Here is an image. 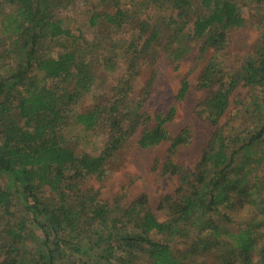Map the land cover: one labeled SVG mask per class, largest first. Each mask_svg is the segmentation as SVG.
Wrapping results in <instances>:
<instances>
[{"label":"trees","instance_id":"16d2710c","mask_svg":"<svg viewBox=\"0 0 264 264\" xmlns=\"http://www.w3.org/2000/svg\"><path fill=\"white\" fill-rule=\"evenodd\" d=\"M58 1L72 0H0V69L6 72L5 77L0 74V177L11 178L17 193L33 198V204L39 201L36 193L41 189L64 196V187L76 192V200L89 203V221L96 228L92 230L93 235L100 242H114L129 249L124 252L133 262L134 253L143 252L149 264H204L199 256L217 246L226 248L229 254H237L235 264H260L264 256V180L259 179L254 168L264 162V108L261 109L258 102L248 104L245 113L250 109L263 123L246 135L241 136L245 128H233L226 133L220 125L231 93L246 87L260 91L264 85V42L246 58L240 69L229 73L221 69L217 55L225 51L229 32L246 23L237 5L232 0H200L199 5L194 0H151L155 10L163 4L169 7L166 28L173 26L175 33L170 34L164 45L176 43L172 50L179 56L175 60L188 54L195 42H200V55L212 52L199 75L197 87L207 94L200 108L201 113L207 114L213 133L198 163L192 170L184 171L178 169L173 160L175 152L188 142L189 132L184 130L175 137L170 136L166 124L174 110L150 116L144 111L142 100L131 104L128 99L132 77L127 75L134 62L128 64V74L113 90L108 106L96 104L83 113L73 110L93 85L97 60L91 56L95 50L90 44L85 53L75 49L58 56H45L49 46L46 44L61 38L70 39L72 43L76 39L55 18ZM255 1L264 3V0ZM132 2L100 0L101 4L112 8L114 14L92 15L91 25L101 16L113 20L117 28L135 21L138 40L136 44L131 43L126 52L141 56L157 41L159 24L165 20L137 17L140 12L134 9L131 12L130 6L127 7ZM173 54L167 55L172 61ZM154 76L155 70L150 81ZM49 80L52 86L46 84ZM188 87L185 79L180 81L178 99L186 95ZM263 103L264 100L261 106ZM21 122L24 125L21 126ZM70 127L76 130L74 141H87L98 130L105 132L106 140L100 152L76 154L71 148L63 147V133ZM138 130L136 143L142 149L169 143L164 171L179 175V191L184 186L186 190L172 205L167 221L158 222L147 210L139 220L132 221L131 230L130 224H124L106 204L97 202L93 196L89 198V190H79L76 180L88 176L101 179L105 163ZM246 164L252 168L248 169ZM236 199L248 200L246 204L253 210L252 218L242 226H235L231 218L221 213L231 209ZM64 205L65 208L54 209L45 204L38 210L46 225L41 244L37 235L24 226L4 232L9 245L1 243L0 250L6 254L9 264L23 261L27 264L28 260L34 264H62L70 248L81 252L80 245L73 247L67 240L60 241L67 230V238L74 233V242H78L85 231L80 214L70 205ZM13 207L9 191L0 188V229L7 224L1 214H10ZM138 207L136 204L130 209L131 215H138ZM212 215L215 216L212 218ZM190 235L197 236L189 238ZM156 236H162L166 244L156 241ZM30 239L34 245L26 246ZM177 239L188 241L185 249H171L169 245ZM106 252L113 256V251L107 249Z\"/></svg>","mask_w":264,"mask_h":264},{"label":"rangeland","instance_id":"374dc122","mask_svg":"<svg viewBox=\"0 0 264 264\" xmlns=\"http://www.w3.org/2000/svg\"><path fill=\"white\" fill-rule=\"evenodd\" d=\"M232 1L237 5L246 23L244 27L229 32L225 51L217 55L222 63L221 67L223 68L221 69L226 73L240 69L246 58L251 56L255 49L264 42V3L257 4L255 0ZM199 2L200 0H194L197 5ZM127 7L131 9V12L133 9L139 11L137 17L141 19H145L147 16L152 21L165 20L159 24L157 41L155 40L154 44L141 56L132 55L130 51L126 52L129 45L133 42L136 44L138 40L135 21L117 28L113 20L110 21L108 18L105 20L101 16L95 24L91 25L92 15L114 14V10L101 4L100 0L58 1L54 12L55 18L60 20L62 26L68 29L76 39L73 43L70 39L61 38L46 44L49 46L46 48L45 56H58L75 49L80 53H85L89 44L95 50L91 54L93 59L97 60L93 85L73 106V110L77 113L86 112L96 104L108 106L114 93L113 90L120 79L129 73L127 76L132 77L131 91L130 94L128 93L131 104L142 100L143 109L148 111L150 116L165 115L173 109L172 119L166 124L170 136L175 137L184 130L189 132L188 142L175 152L173 162L178 169L192 170L198 163L201 153L213 133V126L206 119L207 114L201 113L200 108V103L207 94L197 87L199 75L212 52L200 55V42H195V44H191V51L188 54L175 60V57L179 56V53L173 54L175 51L172 50L176 47V43H172L171 47L164 45L170 34L175 33L173 26L169 29L166 28L168 25L166 20L169 19L170 13L168 5L163 4L159 10H155L151 0L144 3L133 0L131 4L128 3ZM130 14L128 13V15ZM179 23L182 22L179 21ZM168 54H173V61L167 57ZM132 62L134 65L127 73L128 64L130 65ZM154 70L155 76L150 81ZM1 73L4 77L6 76L4 69H0ZM183 79L187 81L189 89L182 99H178L177 93L180 81ZM37 84L40 85V82ZM46 84L52 86L53 82L49 80ZM263 100L264 85L263 90L260 91L250 90L247 87L235 90L229 97V106L225 116L220 120V125L223 126L226 133L232 132L233 128H245L246 131L241 133V136L252 132L251 130H255L258 124L263 123V120L260 121L257 113H251L250 109L246 113L245 110L250 102L249 105L258 102L261 109L264 108V103L261 106ZM21 123V126L24 125L23 122ZM75 132L76 130L70 127L63 133L65 134L63 147L71 148L76 154L100 152L106 140L105 132L98 130L87 141L84 139L74 141ZM138 138L139 130L105 163L101 179L88 176L76 180L79 190H89L87 192L89 198L93 196L97 202L106 204L110 210H113L114 215L122 218L124 224H130L131 230L132 221L139 220L147 210L158 222L167 221L171 216L172 205L186 190V186H184L183 190L179 191L181 187L179 175L168 174L164 171V165L169 155L167 152L169 143L165 142L158 146L142 149L136 143ZM246 167L252 168L248 164ZM254 169L257 171L255 174L259 179L264 180V162L262 166H257ZM67 175L69 176V174ZM13 185L11 178L0 177V188L8 190L14 202L10 214H1V218L7 224L5 228L1 227L0 229V244L8 246L9 239L4 232L10 228L18 229L21 226L35 233L40 240L38 243L41 244L46 225L38 210L45 204L50 208L54 207V209L65 208V203L66 206L70 205L74 211L80 214L85 231L84 235L78 238V242H74V233L70 235L71 238H67L68 230L65 236L62 234L61 242L67 240L69 245L73 247L80 245L82 248L80 253L74 252L75 248L67 250L62 264H123V262L126 264H149L143 252H135L136 259L133 262L124 252L129 249L122 248L120 244L114 242L98 241L97 236L92 233V230L96 228L89 221L91 217L89 203L83 204L81 200H76V192H69L64 187V191H66L64 196L63 193L61 195L50 194L45 189H41L36 193V198L39 200L37 203L41 202L42 204L36 205L37 203L33 204V198L18 194ZM247 202L248 200L236 199L231 209L222 210L221 213L231 218L232 223L233 221L236 223L235 226H242V223L252 218L253 210L246 204ZM136 204H139L138 215H131L130 209ZM134 217L135 219H133ZM214 221L218 222L216 217ZM96 224L99 223L96 222ZM196 236L190 235L189 238ZM154 239L161 244H166L162 236H156ZM187 242L185 239H177L169 246L172 250L180 251L186 248ZM27 243L26 246L34 245L32 239ZM107 249L113 251V256L107 254ZM55 255L58 257L57 253ZM237 257L239 256L235 253H227L226 248L215 246L202 253L199 256V261L203 260L204 264H228V262L235 264ZM98 260L100 261L98 262ZM0 264H9L6 254L1 250ZM20 264H25V262ZM27 264L34 263L28 260ZM250 264H254V262ZM260 264H264V256L260 259Z\"/></svg>","mask_w":264,"mask_h":264}]
</instances>
